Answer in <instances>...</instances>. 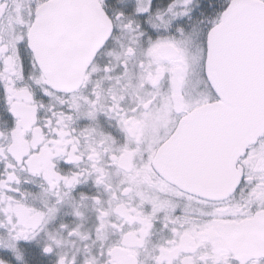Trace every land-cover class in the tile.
I'll use <instances>...</instances> for the list:
<instances>
[{"label": "snow or ice", "instance_id": "snow-or-ice-1", "mask_svg": "<svg viewBox=\"0 0 264 264\" xmlns=\"http://www.w3.org/2000/svg\"><path fill=\"white\" fill-rule=\"evenodd\" d=\"M0 264H264V0H0Z\"/></svg>", "mask_w": 264, "mask_h": 264}]
</instances>
